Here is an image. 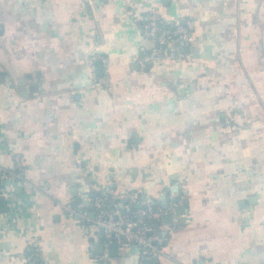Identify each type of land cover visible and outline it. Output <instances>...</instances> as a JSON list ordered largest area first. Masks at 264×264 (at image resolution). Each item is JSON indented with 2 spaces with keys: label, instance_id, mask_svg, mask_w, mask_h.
Returning <instances> with one entry per match:
<instances>
[{
  "label": "crops",
  "instance_id": "0c3cea01",
  "mask_svg": "<svg viewBox=\"0 0 264 264\" xmlns=\"http://www.w3.org/2000/svg\"><path fill=\"white\" fill-rule=\"evenodd\" d=\"M152 13L195 19L187 59L135 60ZM15 156L0 264H29V245L43 264H264V0H0V167ZM97 194L126 218L160 209L159 263L105 246Z\"/></svg>",
  "mask_w": 264,
  "mask_h": 264
},
{
  "label": "built area",
  "instance_id": "2783aa9c",
  "mask_svg": "<svg viewBox=\"0 0 264 264\" xmlns=\"http://www.w3.org/2000/svg\"><path fill=\"white\" fill-rule=\"evenodd\" d=\"M86 1L92 4L94 0ZM195 28L196 21L190 17L178 16L164 19L154 13L149 14L147 21L143 24V30L145 37L151 40L153 47L142 57H136L135 60L144 66L147 62L165 58L187 59L190 56ZM96 58H100L105 64V59L102 57L91 56L87 59L89 69H92ZM91 78L93 84L101 85L107 90L111 89V83L106 76L97 77L92 73ZM0 173L23 180L24 166L21 158L15 156L13 169L5 170L0 167ZM120 197L134 202L137 196L135 193L124 190L116 198ZM113 200L104 194H97L91 199V204L95 209V217L91 223L101 230L105 246L111 242H116L123 247L135 245L139 249L141 258H153L159 263L165 253V245L157 233V226L152 223V218L159 214L160 209L157 210L152 201L147 198L142 207L135 210L132 218H126L120 213L117 203ZM80 214L87 219L85 212ZM28 259H31V256H27Z\"/></svg>",
  "mask_w": 264,
  "mask_h": 264
},
{
  "label": "water",
  "instance_id": "95a60500",
  "mask_svg": "<svg viewBox=\"0 0 264 264\" xmlns=\"http://www.w3.org/2000/svg\"><path fill=\"white\" fill-rule=\"evenodd\" d=\"M95 70H96V72H97V74L98 75H101L102 74V71H103V65H102V63L100 62V61H96L95 62ZM94 196L93 195H90V198H93ZM144 197V195H142V198ZM84 201H83V206H85V207H89L90 209H91V212L89 213L90 214V216H92L93 217V215H94V206L93 205H90L89 206V202L87 201V198H88V196L86 195H84ZM172 201L173 202H176V197L175 198H173L172 199ZM113 202H117L116 200L115 201H113ZM120 202H126V198L125 199H120ZM167 202H168V200H165V201H162V205H163V208H165V207H167ZM70 205H71V208H73V209H76V206H77V201L76 200H73V201H71L70 202ZM120 207H121V210H122V212H125V210L122 208V204L120 203V205H119ZM142 207V203H137L136 204V208L137 209H139V208H141ZM175 213L178 215V216H181L182 214H184L185 213V207L184 206H182V205H177L176 206V209H175ZM164 217H167L168 218V221H166V223H169V222H171L172 220H171V214L170 213H167ZM178 222L179 223H181V222H183V219H178ZM148 235H150V233H148ZM111 246V248L112 249H115V248H117V245L116 244H113V245H110ZM132 248H134V249H137V247L135 246V245H132L131 246ZM147 264V263H153V264H156V262L154 261V260H151V259H145V260H143V262H142V264Z\"/></svg>",
  "mask_w": 264,
  "mask_h": 264
},
{
  "label": "trees",
  "instance_id": "16d2710c",
  "mask_svg": "<svg viewBox=\"0 0 264 264\" xmlns=\"http://www.w3.org/2000/svg\"><path fill=\"white\" fill-rule=\"evenodd\" d=\"M6 176L4 173H0V213L8 211V205L5 196L3 195V179ZM159 215V214H158ZM158 219L155 220V224H159ZM101 239H104L102 235H100ZM25 255L31 256V259H28L29 264H43L42 260L39 257V252L33 246H28Z\"/></svg>",
  "mask_w": 264,
  "mask_h": 264
}]
</instances>
